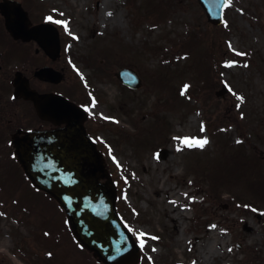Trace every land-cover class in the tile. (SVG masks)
I'll return each instance as SVG.
<instances>
[{
	"label": "rangeland",
	"instance_id": "rangeland-1",
	"mask_svg": "<svg viewBox=\"0 0 264 264\" xmlns=\"http://www.w3.org/2000/svg\"><path fill=\"white\" fill-rule=\"evenodd\" d=\"M19 1L64 30L57 90L87 107L140 264H264V219L255 217H264V0H225L219 26L196 0ZM122 67L140 87L122 91ZM6 142L0 264H99L75 246L55 205L40 203Z\"/></svg>",
	"mask_w": 264,
	"mask_h": 264
},
{
	"label": "water",
	"instance_id": "water-1",
	"mask_svg": "<svg viewBox=\"0 0 264 264\" xmlns=\"http://www.w3.org/2000/svg\"><path fill=\"white\" fill-rule=\"evenodd\" d=\"M198 1L213 24L221 22L222 3L209 8V0ZM0 9L14 38L35 39L50 56L54 55L59 46L54 31L52 36H45L46 27L29 30L26 14L14 2L4 1ZM39 75L42 79L57 78L49 69L40 70ZM15 86L18 94L33 102L41 118L65 124L60 129L29 131L14 137V154L28 180L58 203L75 240L98 261L138 264V246L115 209L114 185L83 126L84 110L61 96L30 91L26 81L17 80Z\"/></svg>",
	"mask_w": 264,
	"mask_h": 264
},
{
	"label": "flooded vegetation",
	"instance_id": "flooded-vegetation-1",
	"mask_svg": "<svg viewBox=\"0 0 264 264\" xmlns=\"http://www.w3.org/2000/svg\"><path fill=\"white\" fill-rule=\"evenodd\" d=\"M21 5L27 11L32 26L50 22L37 18L36 14L24 7L23 3ZM60 37V55L53 59L45 54L37 42L14 39L5 29L4 19L0 14V141L4 142L12 134L21 133L27 129H49L55 127L38 115L36 116L29 101H25L23 97L15 95L13 82L16 75L20 73L22 77L28 80L30 89L36 90L38 93H59L60 91L57 88L62 86L66 75L64 68L61 66L62 61H60L62 55H65L62 34H60ZM64 63L68 64L66 61ZM44 67L58 72L62 77V81L55 84L35 77L36 71ZM23 105H27L30 109L32 114L29 117L18 115L17 109Z\"/></svg>",
	"mask_w": 264,
	"mask_h": 264
},
{
	"label": "snow or ice",
	"instance_id": "snow-or-ice-1",
	"mask_svg": "<svg viewBox=\"0 0 264 264\" xmlns=\"http://www.w3.org/2000/svg\"><path fill=\"white\" fill-rule=\"evenodd\" d=\"M49 19H51V17H49ZM57 23H60L59 21H57ZM240 55H243L242 53H240ZM247 66V65H245ZM187 87V86H185ZM183 94V93H182ZM239 99L243 100L242 97H239ZM203 131V127L201 129ZM183 143H185L188 147H193V146H197V147H201L203 148L205 144L208 143V140L205 138L203 140H196L194 138H185L183 140ZM237 143H240V141H237ZM0 215H2V213H0ZM45 235H48L47 233ZM144 234H141V236H143ZM152 239H158V237H152ZM155 251V249H154ZM50 255V254H49Z\"/></svg>",
	"mask_w": 264,
	"mask_h": 264
},
{
	"label": "bare ground",
	"instance_id": "bare-ground-1",
	"mask_svg": "<svg viewBox=\"0 0 264 264\" xmlns=\"http://www.w3.org/2000/svg\"><path fill=\"white\" fill-rule=\"evenodd\" d=\"M216 234H213V236H215ZM215 239V237H214ZM225 247V244H223V248ZM213 254L212 252V249L210 247H208L207 249V253H204L203 254V258H204V261H207L208 259H210L211 255Z\"/></svg>",
	"mask_w": 264,
	"mask_h": 264
}]
</instances>
